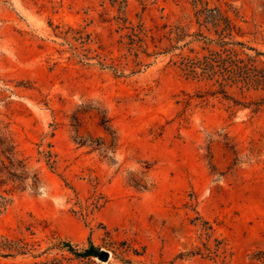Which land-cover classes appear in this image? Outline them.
<instances>
[{
    "label": "rangeland",
    "instance_id": "1",
    "mask_svg": "<svg viewBox=\"0 0 264 264\" xmlns=\"http://www.w3.org/2000/svg\"><path fill=\"white\" fill-rule=\"evenodd\" d=\"M10 156L0 264H264V0H0Z\"/></svg>",
    "mask_w": 264,
    "mask_h": 264
},
{
    "label": "trees",
    "instance_id": "2",
    "mask_svg": "<svg viewBox=\"0 0 264 264\" xmlns=\"http://www.w3.org/2000/svg\"><path fill=\"white\" fill-rule=\"evenodd\" d=\"M234 25H231V23L228 21V23H226V27L227 29H233ZM237 44L244 46L242 42H237ZM12 148V146H11ZM11 148L9 149H4L2 150L4 153H7L9 155H12V151ZM48 160L51 157V153L49 152L48 154ZM9 165H5L3 162H1V166H0V183H3L4 181H6L8 178H12L13 181H15L16 179L22 180L24 178V176H22L23 172H24V167L21 164V162H18L19 164L16 165L15 163H13V158L10 156L9 157ZM13 169V171H12ZM19 170L18 173H16V171ZM1 176H6L4 179L1 178ZM8 176V177H7ZM1 198V196H0ZM64 246L71 252L76 253V254H81L84 256H99L100 254V250L98 247L94 246L93 244H89L86 249H84L83 251H77L71 244L69 243H64Z\"/></svg>",
    "mask_w": 264,
    "mask_h": 264
},
{
    "label": "water",
    "instance_id": "3",
    "mask_svg": "<svg viewBox=\"0 0 264 264\" xmlns=\"http://www.w3.org/2000/svg\"><path fill=\"white\" fill-rule=\"evenodd\" d=\"M99 257H100L101 259H107V257H108V252L101 250V251H100V254H99Z\"/></svg>",
    "mask_w": 264,
    "mask_h": 264
}]
</instances>
